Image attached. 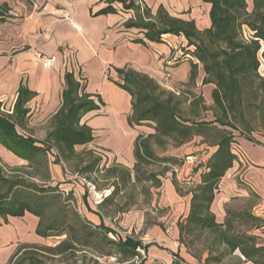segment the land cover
Masks as SVG:
<instances>
[{
    "label": "trees",
    "instance_id": "16d2710c",
    "mask_svg": "<svg viewBox=\"0 0 264 264\" xmlns=\"http://www.w3.org/2000/svg\"><path fill=\"white\" fill-rule=\"evenodd\" d=\"M202 1L210 4V25L201 30L193 19L171 16L162 6L152 14L149 8L136 5L134 0H104L105 6L96 12L115 13L114 2H120L124 9L133 10V16L123 25L143 30L144 39L136 38L134 41L144 45L145 40L161 41L166 33L184 36L187 44L194 46L192 53L202 64L205 73L203 83L213 84L212 102L206 105L201 94L179 87H162L147 73L127 64L113 67L118 80L109 75L107 78L131 95L129 124L147 123L152 128L151 132L137 133L131 167L112 162L99 168L101 157L93 150L85 149L94 136L81 118L86 112L97 109V104L71 71L64 73L61 103L50 117L42 139L18 132V129L27 128L25 103L34 95L32 91L20 84L11 112L3 111L0 103V143L27 160V164L21 167H9L0 160V216H21L25 211L31 212L38 217V235L59 237L53 245L18 244L6 264H101L99 258L102 257L113 258L112 264H142L145 256L142 252H145L147 244L132 234L121 237L112 226L105 224L103 218H108L104 212L105 205L115 202L118 193L127 186L136 188L142 179L138 172L148 164L164 166L159 173L150 171L144 177L151 182V187L158 188L161 177L172 173L173 167L179 166V161L172 155L159 157L155 148L166 143L179 147L195 136H200L201 143L214 147V150L199 165V182L187 190L191 194L189 208L176 223L178 242L199 261L193 251L194 241L206 232L211 237L212 246L229 252L238 250L252 264H257L258 258L264 260V245L256 242V235L247 230H233V223L238 220L251 222L256 228L259 221L256 215L226 209L224 221L219 223L210 209L222 177L237 159L233 151L235 140L232 131L236 130L251 140L250 135L255 129L250 121H259L264 126V0ZM195 75L196 63L190 60L188 81H193ZM209 111L211 119H208ZM76 146L82 149L78 150ZM49 154L53 156L52 162L60 163L64 171L86 175L87 179L82 178L90 182L96 192L102 191L105 184L90 180V174L99 173L108 182L109 193L97 203L95 211L100 216L98 224L92 223L78 210H74L71 216L67 215L66 203L60 201L63 192L58 187L59 182L51 184ZM71 163L73 170L67 169ZM172 183L179 192L174 179ZM59 201L58 213L44 223L43 211L52 208L51 203L58 204ZM119 211L122 210H116L117 213ZM109 233L117 235L116 239H109ZM212 246H204L208 254L212 253ZM85 251L90 253V257L75 258L77 252Z\"/></svg>",
    "mask_w": 264,
    "mask_h": 264
},
{
    "label": "crops",
    "instance_id": "0c3cea01",
    "mask_svg": "<svg viewBox=\"0 0 264 264\" xmlns=\"http://www.w3.org/2000/svg\"><path fill=\"white\" fill-rule=\"evenodd\" d=\"M141 3L152 14L162 6L171 16L193 19L200 30L210 25V4L202 0H141ZM104 6V0H0V103L1 107L12 110L20 84L32 91L34 95L25 103V107L28 109V121H36V138L42 139L48 129L50 117L60 106L64 73L71 71L76 80L85 86V91L92 94L91 98L97 104V109L86 112L81 118L92 129L94 136L88 146L107 152L118 161L124 159L120 162L129 167L134 162L133 146L137 133L151 132L152 128L147 123L129 124L131 95L107 78L109 75L113 80H118L113 67L127 64L157 81L167 71L170 75L168 85L165 86L167 89L179 87L201 94L206 105L212 102L213 84L203 83L205 73L198 60L196 75L191 82L188 81L190 59L180 57L172 61L171 58L176 53V49L171 47L172 41L185 42L184 36L166 33L159 42L145 40V45L135 42L136 38L144 39L143 30L123 25L133 16V10L124 9L120 2H114L115 13L97 14ZM64 13L70 15V21L63 18ZM43 57L53 59L56 66L44 65ZM211 118L209 111L208 119ZM108 131H114L116 137L106 138ZM123 131L130 132V136H123ZM18 132L22 134L19 129ZM251 134V140L242 135H234L233 151L237 159L222 177L210 205L219 223L224 221V207L227 206L229 197L238 195L248 198L249 194L259 196L260 200H256L258 202L250 203L252 209L255 208L254 205L261 206L264 203V159L254 158L247 151L250 147L264 152V131ZM196 138L201 140L200 136H195L176 149L183 148ZM209 149L207 157L214 147ZM49 156L52 158L49 162L50 180L54 185L69 173L63 170L60 163L52 162V154ZM0 160L9 167L27 164V160L1 143ZM240 164L244 168L242 173L239 172L241 167L237 170ZM184 167L185 163L180 166L179 171H183ZM237 175L246 182L237 183ZM194 180V183L199 182V175ZM171 181L166 174L161 187L166 184L171 192L177 194ZM80 183L73 181L70 186L75 191L79 187L83 189L84 183ZM59 185V188L66 189L63 187L65 183ZM108 193L109 190L105 196ZM190 195L186 192L183 196L186 208L182 218L187 214ZM86 204L79 206L82 215L98 224L100 216L95 212L97 205ZM103 221L106 224L105 218ZM37 224L38 217L28 211L21 216H0V264L8 262L18 244L41 243L45 239L36 233ZM138 237L147 244L142 264H159L161 261L167 264H197L184 245L178 242L176 225L170 233L158 225H151L140 232Z\"/></svg>",
    "mask_w": 264,
    "mask_h": 264
},
{
    "label": "rangeland",
    "instance_id": "374dc122",
    "mask_svg": "<svg viewBox=\"0 0 264 264\" xmlns=\"http://www.w3.org/2000/svg\"><path fill=\"white\" fill-rule=\"evenodd\" d=\"M172 48L176 49V53L174 54L176 59H180V57H186L190 59L191 61H195L197 63L196 57L193 55L194 46L191 44H187V40L184 42H177L172 41ZM141 72V71H140ZM163 74L158 78V83L165 87L168 85L169 77L170 75L167 74V71H164ZM167 77L168 80H164L163 78ZM167 82V83H166ZM166 88V87H165ZM2 110L5 112H11L10 109H7L6 107H2ZM32 114V113H31ZM252 127L255 129V131H264V126H262L259 121H250ZM22 134H32L36 138V121H28L27 128L25 129H19ZM109 132V131H108ZM119 133H122V131H118ZM235 136L241 137L239 135V132L236 130L232 131ZM38 134V133H37ZM129 137L130 132L123 131V136ZM252 135V134H251ZM256 137V134H254ZM116 137V133H112V131L109 132V135L106 136V138H114ZM198 141V142H197ZM198 146V147H196ZM166 148V149H164ZM210 147L207 145H201V140H198L196 138L195 141L189 143L188 145L184 146L183 148L176 149V147H172L169 144H165L163 147L155 148V152L159 157H166V156H175L176 159L179 161V166L175 165L173 167V172H168V178L174 179L177 183V189L179 192L175 194L173 191L171 192L168 187H166V184L162 186V183L164 181V177L162 179L161 185L158 188L151 187V182H148L144 179V177L150 172L153 171L154 173H159L163 169V164L160 163H152L148 164L146 166H143L140 169V172H138L142 179L140 182H138L137 187L132 189L131 187L122 189L117 197L116 201L112 203H106L105 205V213L108 216V218H105L106 224L112 226L115 231L117 232V235L124 237L127 234H132L135 236H138L140 232L145 230L147 227L151 225H158L160 228L166 231V228L170 225L174 226L176 225L177 221L182 218V215L185 212L186 208V199L183 197L184 194L187 192L188 189L192 187V183H194V178L198 179V175L201 171V167L199 168L200 163L204 162L207 158V155L210 151ZM78 150L82 149L81 146L77 148ZM85 149H91L95 152V155L101 157V161L99 163V168H102L103 166L110 165L112 162L119 163L122 166H126L119 159L116 160L112 156L108 155L107 152H104L102 150H96L90 146L85 147ZM248 154L252 157L262 158L264 159V152H260L256 148H247ZM191 156L190 158H187ZM51 156H49L50 158ZM52 158H50L51 160ZM185 163V167L183 168V171H179L180 166H182ZM181 164V165H180ZM132 166V165H131ZM129 166V167H131ZM172 166V165H171ZM73 164L71 163L70 166L67 165V169H72ZM128 167V166H126ZM241 167V164L237 167V170H239ZM198 168L197 170H195ZM176 172H175V170ZM244 168L241 167V171ZM235 172V171H234ZM82 176L85 178L86 175H80L76 173H69L66 174V176H63V180H59V184L65 183L63 186L66 188L63 190L62 188H59L63 194L60 201H65V205L67 206L68 210L66 213L68 216H71L74 212V210H78L80 213L79 206L81 207L83 203H91L92 205H97L96 202L100 201L106 194L107 190H109L108 182L104 178H102L101 174H90L89 179H96V181L99 184H105L104 189L99 194L100 196H95L93 192L86 191V186L84 184V188H77V192L71 188L70 183L73 181H76L79 183H84L82 181ZM87 179V178H86ZM235 181L239 184H244L246 180L243 178L240 180L238 175L235 177ZM243 181V182H242ZM172 182V181H171ZM80 183V184H81ZM76 187V184H74ZM60 187V185L58 186ZM71 188V189H70ZM66 191V192H65ZM150 191V192H149ZM85 193V195H84ZM33 195H36L33 193ZM178 195V196H177ZM181 195L182 197H180ZM48 197V196H45ZM230 199L227 202V206L224 207V211L226 213V209H229L231 211H237V212H243L248 211L250 213H253L259 218V221H257V227H253L254 224L251 222H244V220H238L233 223V230L234 232H240V231H248L249 233H252L256 235V242L258 244L264 245V203L260 204L261 206L254 205L255 208L252 209V206H250V203L253 202L254 204L260 200V197L255 194H249V197L246 198L244 196H234L229 197ZM58 202L52 205V208L48 210H44L42 213L43 222L47 223L51 217H53L55 214L58 213L57 207H59ZM68 201V202H67ZM121 201V204H118L117 202ZM122 210L118 213L116 210ZM112 220H110V219ZM43 223V225H44ZM172 228V229H173ZM177 228V226H176ZM172 231V230H171ZM170 231V232H171ZM167 232V233H170ZM117 235L108 234L107 237L109 239L115 240ZM59 237H47L44 240H42L41 244L46 245H53L58 241ZM195 246L193 247V251L196 253L197 258L200 260L197 261L194 259L197 264H252L250 260L245 259L238 250H235L233 252L226 251L223 248H219L216 245L212 246L211 237H208V234L205 232L202 237L195 239ZM210 244L212 246V253L208 254V252L205 250V245ZM187 251V250H186ZM187 253L190 255V253L187 251ZM84 255V257H82ZM142 255L144 253L142 252ZM75 258H85L87 259L90 257V253L85 252H77L75 254ZM191 256V255H190ZM193 257V256H191ZM208 258V262L205 263L206 258ZM218 257V259H216ZM73 259V257H72ZM143 259V256H142ZM257 264H264V260L261 258L257 259ZM115 260L113 258H99V262L101 264H112ZM183 264V263H180Z\"/></svg>",
    "mask_w": 264,
    "mask_h": 264
},
{
    "label": "built area",
    "instance_id": "2783aa9c",
    "mask_svg": "<svg viewBox=\"0 0 264 264\" xmlns=\"http://www.w3.org/2000/svg\"><path fill=\"white\" fill-rule=\"evenodd\" d=\"M134 2H135L136 5H139L140 7H142L141 0H134ZM63 18H64V19H67V20L70 21V15H69L68 13H64ZM176 58H177V57L173 56L171 59H172V61H176V60H178V59H176ZM43 63H44V65H53L54 67L56 66V63H55V61H54L53 59H48V58H45V57H43ZM163 75H164V73H163ZM163 79L166 80V81L168 80L167 77H164ZM166 83H167V82H166ZM171 89H173V88H171ZM190 157H191V156H189V157H187V158H190ZM82 181H83L84 184L86 185L88 191L93 192V194H94L95 196H98V197L100 196L99 192H96V191L94 190V186H93L90 182H87V181H85L84 179H82ZM172 228H173L172 225L168 226V227L166 228V232H170V231L172 230ZM159 264H167V263L161 261V262H159Z\"/></svg>",
    "mask_w": 264,
    "mask_h": 264
}]
</instances>
